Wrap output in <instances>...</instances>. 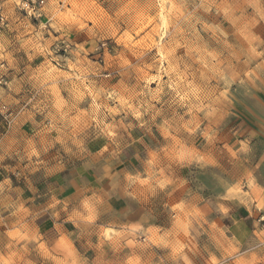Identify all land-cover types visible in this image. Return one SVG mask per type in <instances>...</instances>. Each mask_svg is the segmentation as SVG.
Wrapping results in <instances>:
<instances>
[{
	"label": "rangeland",
	"instance_id": "1",
	"mask_svg": "<svg viewBox=\"0 0 264 264\" xmlns=\"http://www.w3.org/2000/svg\"><path fill=\"white\" fill-rule=\"evenodd\" d=\"M0 1L8 22L19 14L0 47L44 62L34 102L47 107L36 120L54 121L35 131L76 146V163L98 167L100 179L112 168L121 185L114 212L102 193L85 202L84 246L3 232L0 264H264V26L255 0H44L40 15L27 0ZM16 119L0 115V134ZM95 137L110 141L92 159ZM236 220L249 226L238 234Z\"/></svg>",
	"mask_w": 264,
	"mask_h": 264
},
{
	"label": "crops",
	"instance_id": "2",
	"mask_svg": "<svg viewBox=\"0 0 264 264\" xmlns=\"http://www.w3.org/2000/svg\"><path fill=\"white\" fill-rule=\"evenodd\" d=\"M255 3L261 10L258 24L264 26V0H255ZM18 19L19 14L15 13L8 26H19ZM12 45L0 47V64L5 63V67L0 66V75L7 79V86L0 89L1 101L17 114L10 135L0 134V235L4 232L8 237H28L46 247L84 246L88 238L80 234L79 228L82 218L87 216L85 202L97 200L102 193L108 199V210L114 212L121 185L112 182L115 177L112 168L109 176L107 171L101 172L107 177L100 179L98 167L76 163L81 159L76 146H67L58 136L49 137L35 131L38 124L42 126L48 121L46 118L36 120L37 114L45 111L47 105L38 100L34 102L44 93L43 77L39 72L44 62L32 53L20 56ZM53 121L48 122L52 124ZM32 128L34 133H31ZM99 139L95 137L89 141L92 159L104 154L99 151L98 143L110 141ZM77 142L74 139L70 143ZM134 142H129L130 150ZM111 149L115 150L113 146ZM107 151L110 155L108 147ZM36 154L41 155L42 163L33 161L37 160ZM8 156L11 160L5 161ZM20 159L25 162L20 163ZM103 181H106V188L105 185L100 187ZM248 226L246 221L236 220L232 229L239 234ZM7 241L12 246L16 244L15 240ZM2 243L0 238V248Z\"/></svg>",
	"mask_w": 264,
	"mask_h": 264
},
{
	"label": "built area",
	"instance_id": "3",
	"mask_svg": "<svg viewBox=\"0 0 264 264\" xmlns=\"http://www.w3.org/2000/svg\"><path fill=\"white\" fill-rule=\"evenodd\" d=\"M28 5V9H30L34 14L39 13L40 15V9L44 4V0H27L26 1ZM8 18L5 13V9L3 4L0 1V45H1V35L3 30L8 26ZM1 67H5V63L0 64ZM7 86V79L5 75H0V89L5 88ZM0 115L3 117L4 120H6L8 123H12L14 120V113L13 111L8 108L7 104L3 103L1 101L0 96Z\"/></svg>",
	"mask_w": 264,
	"mask_h": 264
},
{
	"label": "clouds",
	"instance_id": "4",
	"mask_svg": "<svg viewBox=\"0 0 264 264\" xmlns=\"http://www.w3.org/2000/svg\"><path fill=\"white\" fill-rule=\"evenodd\" d=\"M25 7H26V5H25ZM262 207H264V205H261Z\"/></svg>",
	"mask_w": 264,
	"mask_h": 264
}]
</instances>
